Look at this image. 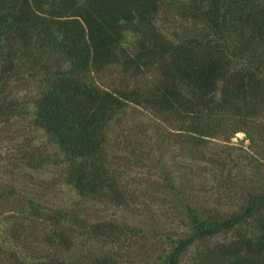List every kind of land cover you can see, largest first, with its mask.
I'll list each match as a JSON object with an SVG mask.
<instances>
[{"label": "trees", "instance_id": "16d2710c", "mask_svg": "<svg viewBox=\"0 0 264 264\" xmlns=\"http://www.w3.org/2000/svg\"><path fill=\"white\" fill-rule=\"evenodd\" d=\"M134 108L185 233L89 209L135 199L109 139ZM238 133L264 160V0H0V264H264V169L213 146ZM47 168L72 204L20 184Z\"/></svg>", "mask_w": 264, "mask_h": 264}, {"label": "rangeland", "instance_id": "374dc122", "mask_svg": "<svg viewBox=\"0 0 264 264\" xmlns=\"http://www.w3.org/2000/svg\"><path fill=\"white\" fill-rule=\"evenodd\" d=\"M118 78L119 75L115 74L105 80L104 83L118 80ZM157 122L158 120L153 114L141 108H134L132 120L129 123L114 125L109 132L111 154L119 159L116 161L121 169L123 167L128 169L127 181L132 191L135 192V199L131 202L130 207L125 210L107 205H91L89 209L93 215L105 221L125 222L131 225L141 222L158 227L159 231L172 235L175 233L182 234L185 233L186 228L178 218L177 212L167 210L164 192L157 193L156 191L162 185H160L154 169L161 167L159 165L160 160L163 163L167 161L168 164H172V155L168 154L167 151L165 152L161 143L150 144L145 139L147 138L145 133L153 134L156 127L166 131L163 124ZM215 145L217 153L220 154L223 163L225 162L227 165L226 169L250 170L246 176L243 174V178L250 175L251 169H264V160H259V154L254 152L250 140L246 139L243 133L236 134L230 142L216 140L213 143V146ZM250 161L252 164H249ZM47 169L50 170L31 174L19 180L20 184L42 197L50 206L61 208L72 204L74 198L61 181L59 172L53 170L54 168ZM235 173L233 174L235 175ZM166 199L168 200V198ZM235 200L237 198L234 199V203ZM91 250L102 252L103 247L100 244L89 243L85 248L78 247L75 253L78 255Z\"/></svg>", "mask_w": 264, "mask_h": 264}]
</instances>
